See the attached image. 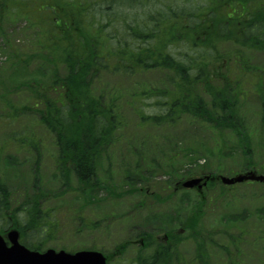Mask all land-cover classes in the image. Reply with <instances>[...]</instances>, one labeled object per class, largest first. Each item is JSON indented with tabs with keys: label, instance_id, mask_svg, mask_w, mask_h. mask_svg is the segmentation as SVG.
I'll return each instance as SVG.
<instances>
[{
	"label": "trees",
	"instance_id": "16d2710c",
	"mask_svg": "<svg viewBox=\"0 0 264 264\" xmlns=\"http://www.w3.org/2000/svg\"><path fill=\"white\" fill-rule=\"evenodd\" d=\"M19 18L29 29H21L23 42L12 44L5 23ZM0 35V50L8 55L13 74L8 79L0 69V119L7 125L0 142V232L8 226L19 229L28 247L46 248L69 221L76 224L72 233L99 229L112 218L109 213L89 218L83 209L63 212L51 201L68 193L92 201L121 168L131 171L123 174L129 186L135 175H141L143 185L153 184L150 173L163 168L157 150L170 163L168 179L156 182L150 195L169 200L178 213L183 193L191 191L181 186L184 176L221 171L220 162L212 167L180 159L186 151L191 157L189 144L203 133L211 134L219 150L225 144L240 149L238 167L264 168V68L254 66L249 56L264 50V0H0ZM149 73L162 76L144 80ZM22 74L28 77H14ZM244 82L256 84L261 100L254 130L242 110ZM22 91L25 100L17 99ZM150 104L152 112L147 111ZM127 110L135 114L134 124ZM226 134L234 138L230 146ZM45 148L58 179L54 190L43 180ZM22 151L34 154L30 168L9 185L13 166L6 168L7 159ZM141 189L135 190L141 192L138 208L146 206ZM198 197L205 205L206 196ZM195 200L194 208L176 217L184 233L171 226L156 228L163 232L157 235L161 242L139 229L142 242L120 240L107 254L109 264L116 255L114 264H214L216 245L225 253L223 264L245 263L249 253L243 246L253 241L248 237L257 239L264 231L240 225L233 232L228 224L208 231L201 227L202 207ZM185 240L194 245L188 258L178 246Z\"/></svg>",
	"mask_w": 264,
	"mask_h": 264
},
{
	"label": "rangeland",
	"instance_id": "374dc122",
	"mask_svg": "<svg viewBox=\"0 0 264 264\" xmlns=\"http://www.w3.org/2000/svg\"><path fill=\"white\" fill-rule=\"evenodd\" d=\"M5 24H7L5 25V30L9 35L10 42L12 44H14L13 40H16L17 42H23L24 36L21 33V29H29L27 21L19 18L16 22L9 21ZM3 42L4 37L0 35V44ZM22 47L25 48V46ZM249 56L251 59L250 61L254 66L264 68V50L249 52ZM7 59L8 55L6 53H2L0 50V69H4L8 79H13V74H11L10 67L6 63ZM161 76V73H149L143 76V79L158 80L161 78ZM2 77L3 76L0 75V78ZM14 77L27 78L28 75L22 74L15 75ZM242 87L247 91V97L242 110L245 112L248 122L253 124L254 130L258 128L257 120L258 113H260L261 100L257 94L258 92L254 91L256 84L244 82V86ZM22 92L23 93H20L17 99L23 98V100H25L27 92ZM147 111H154L152 104L149 105ZM126 114L130 117V122L134 124L136 122L135 114L130 110H127ZM0 121V125H2L0 126V142H2L6 137V132L3 127L7 125H5L1 119ZM135 130L138 133L144 134V131H142L140 128H135ZM42 137L45 139L46 144L48 142V139H46L47 137L45 135ZM210 137L211 134L203 133L199 138L194 139L192 143L189 144V146H192L194 149V153H192L190 157L188 155L189 152L186 151L182 154H185L184 156H180V159L183 162H188L190 158H194V161L196 160L197 164L205 165L206 163H209V165L212 167H217L220 162L222 164L220 165L221 171L217 170L215 173L208 172L187 175L184 176V180L189 179V176L205 177L212 175H223L231 177L238 174L239 172L251 169H255L258 171V173H264V168H260L256 164H251L246 167H238V162L241 160L240 149H231V147H226L225 144L222 150H219V146ZM226 137H229L227 139L228 146H230L231 143H234V138L228 136L227 134ZM196 144H198V147ZM13 147H15V145H13ZM168 151L169 150L167 149L166 152ZM41 152L43 180L49 188L54 190L58 184V179L54 169L52 168L53 165L47 157L48 149H41ZM33 155L34 154L31 152L22 151L19 153L18 157H15L16 159H7L6 168L7 165L9 167L13 166V168L8 171L9 175H7V182L9 185H15V183L18 182L17 180L23 178L28 168H30L29 161H31ZM155 157L157 162L159 161L160 164H163V168H160V170L158 168L153 169V172L150 173L151 178L154 180L153 184L150 181L148 186L145 184L143 185V183L139 182L141 175H135L133 179H138H132L131 182H133V185L129 186L127 183H125L128 182V179L126 176H123V174H128L131 171H122L121 168L118 169V173H115L116 175L113 174L111 178L112 183L108 182L106 187L100 189L95 195L96 198L92 201L85 202L83 196L71 193L57 197L54 202L51 201V203H53L57 209H61L63 212H68V208H70L69 210L78 208L83 209V213L87 214L89 218H96L95 215L99 216L105 213H109L112 218L103 221V224H100L99 229H96L93 232H85L82 234L72 233L73 229L76 227V224H73L71 221H69L70 223L64 227V232L61 234L62 236L59 237V239H53L52 241L47 242L45 245H48L47 247L49 248H55L57 250L63 248L64 246L63 249L70 251H78L81 249H88L89 247H96L98 249H103V252L108 254L114 249L115 244L123 238L132 237L133 241L135 240L134 244L139 245V243L142 242L140 241L141 238H137V232L139 229L153 233L156 236L155 239L157 238L162 242L164 240L159 239L157 235H163V232L158 233L156 228L167 229L168 226H171L176 227L178 230L183 229L180 227L181 222L178 224L176 217H178V214L180 215L185 208H194V204L196 202L195 198H197L198 201L197 207H202L200 209V215L202 218L201 227L207 229L208 231L214 232L217 229L223 228L226 224L229 225L233 232L237 231V227L240 225L249 227L252 230L256 229L255 232L264 231V184L257 182L223 184L221 181H216V185L210 187L203 186L202 188L201 192H204L203 194L206 196V200L204 199L206 201L205 205L200 204L198 189L194 188L189 192L187 191L183 193L185 194L183 196L184 202L177 206V213L170 209L173 204H170L169 200H153L150 195V192H152V187H154L156 182H166L168 179L166 172L168 173L167 168L170 164L169 161L164 160L163 156L159 157L158 150ZM254 158L260 161L262 156H259L258 158V155H255ZM121 166H123V164H121ZM148 166L153 168V164H149ZM99 176L103 181H107L109 178L104 174H99ZM134 185L137 186L133 187ZM16 187L19 188L18 186ZM137 187H142V195L145 196L146 200V206L142 208H138V206H136L137 201L141 197V192L135 191ZM19 191L20 190L16 191L15 193H18ZM145 191H147L148 194H146ZM166 194L164 195L166 196ZM183 194L178 196L181 197ZM183 215L179 216L180 219L182 217V220ZM221 239V236H217L216 238V240ZM248 239L250 240L249 242L252 240L253 241L252 243H246L243 246L244 252L249 253V259L243 264H264V236H259L257 239H254L252 234V236L248 237ZM178 246L183 257H186V255L190 256L194 250L193 242L189 240L178 242ZM131 252L132 248L130 247L125 255H129ZM224 254L225 253L220 250L219 246H213V263L223 264L222 256ZM117 256L118 255L112 259V264L115 263V260H119L120 257Z\"/></svg>",
	"mask_w": 264,
	"mask_h": 264
},
{
	"label": "water",
	"instance_id": "95a60500",
	"mask_svg": "<svg viewBox=\"0 0 264 264\" xmlns=\"http://www.w3.org/2000/svg\"><path fill=\"white\" fill-rule=\"evenodd\" d=\"M206 179L208 180L209 176ZM202 180L203 178H190L182 182V186L202 188ZM221 180L226 184L246 180L264 182V174L249 171L232 177L221 176ZM204 183L206 184V181ZM0 264H107V257L103 252L92 249H83L76 252L54 248H48L42 252L32 250L21 243L20 233L14 228L8 230L6 236L0 233Z\"/></svg>",
	"mask_w": 264,
	"mask_h": 264
}]
</instances>
